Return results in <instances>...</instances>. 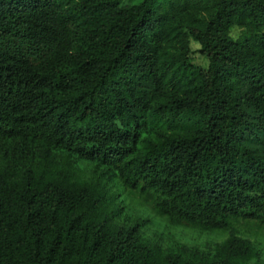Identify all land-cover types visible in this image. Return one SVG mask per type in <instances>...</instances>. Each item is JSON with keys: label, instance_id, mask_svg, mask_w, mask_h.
<instances>
[{"label": "trees", "instance_id": "1", "mask_svg": "<svg viewBox=\"0 0 264 264\" xmlns=\"http://www.w3.org/2000/svg\"><path fill=\"white\" fill-rule=\"evenodd\" d=\"M250 224L264 0H0V264H264Z\"/></svg>", "mask_w": 264, "mask_h": 264}, {"label": "rangeland", "instance_id": "2", "mask_svg": "<svg viewBox=\"0 0 264 264\" xmlns=\"http://www.w3.org/2000/svg\"><path fill=\"white\" fill-rule=\"evenodd\" d=\"M192 49L194 53L191 55V60L194 64L206 67L207 61L204 57H202L200 54H198L196 51L198 49V45L192 44ZM133 194H129L128 196L125 195V193H122L118 200L123 203V205L127 209V213L130 216H134L137 212H141L143 216L151 217V211L149 210L148 206L141 201V199L138 196H133ZM158 223H155L153 227H151L146 233L152 234V233H160L161 230L158 228ZM172 232L174 236V241H177L179 244L186 245L188 247H196L198 249L205 250L207 247H213L220 243H222L226 237L219 233H212V234H199L197 232L188 230V229H174ZM239 235L242 238H246L250 241H255L256 243H259L260 241L264 240V233L262 231H258L254 226L251 224L249 225V229H238ZM264 251V249H262Z\"/></svg>", "mask_w": 264, "mask_h": 264}]
</instances>
